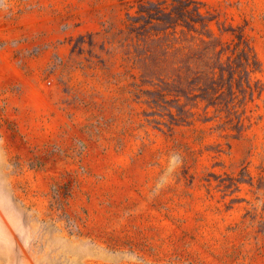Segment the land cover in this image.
I'll return each instance as SVG.
<instances>
[{"label": "rangeland", "instance_id": "obj_1", "mask_svg": "<svg viewBox=\"0 0 264 264\" xmlns=\"http://www.w3.org/2000/svg\"><path fill=\"white\" fill-rule=\"evenodd\" d=\"M237 45L228 113L196 70ZM0 264H264V0H0Z\"/></svg>", "mask_w": 264, "mask_h": 264}, {"label": "trees", "instance_id": "obj_2", "mask_svg": "<svg viewBox=\"0 0 264 264\" xmlns=\"http://www.w3.org/2000/svg\"><path fill=\"white\" fill-rule=\"evenodd\" d=\"M191 2L189 1L185 5H189ZM136 12L140 14L139 16L146 17L147 23L155 20L164 24V27L160 29L164 35H174L177 29L182 34L190 31L196 32L197 25L204 27L207 24L198 7L191 9H185V6L180 9L172 7L168 12H165L159 4L153 8L140 6ZM163 15L166 17L164 18ZM139 21L140 18L131 23L134 26L133 30L141 28L142 24ZM179 48L181 50L185 46ZM224 54L222 49L213 53L205 60L202 69L196 70V74L210 73L212 75L209 85L199 87L202 91L201 98L206 100L208 105L222 106L225 111L231 113L234 108L233 100L239 95L245 97L248 94L250 100H253L255 97H259L263 90L258 82L250 83L249 78L243 75V71L247 68H250V71H255V60L253 58L250 60L244 47L237 45L231 54L226 55L225 60H222ZM233 86H235V91Z\"/></svg>", "mask_w": 264, "mask_h": 264}]
</instances>
